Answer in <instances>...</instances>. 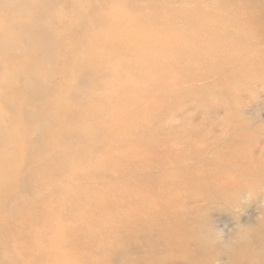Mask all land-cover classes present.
<instances>
[{"label": "bare ground", "instance_id": "6f19581e", "mask_svg": "<svg viewBox=\"0 0 264 264\" xmlns=\"http://www.w3.org/2000/svg\"><path fill=\"white\" fill-rule=\"evenodd\" d=\"M116 1L117 6L111 3L103 16H95L100 4L86 7L93 0H20L17 7L8 2L0 16V52L13 45L20 51L17 61L6 60L7 68L0 73L5 81L0 88L2 195L25 178L32 137L24 130L27 109L43 104L54 113L49 128L40 125L35 134L47 153L69 140L83 143L97 124H105L103 141L91 143L96 148L79 147L68 165L58 156L38 167L33 183L39 190L53 179L51 173L79 169L74 170L72 184L42 200L47 208L42 225L50 224L48 231L41 233L29 225L19 230V236L1 233L0 248L5 254L11 251L17 264H111L149 227L176 246L175 235L188 234L182 221L188 208L182 198L222 194L230 183L220 182L222 177L216 174L224 170H216L217 162L240 174L264 170L231 143L211 160L197 158L208 145L206 136L196 133L185 141L190 129L162 127L168 113L155 109L173 94L170 86L182 80L210 74L225 84L238 83L237 72L248 75L256 62L264 61V49L259 48L264 40L260 28L264 0ZM61 9L69 10L68 17L58 15ZM18 11L19 19L14 18ZM105 18L109 24L99 29ZM178 20L194 25L173 30ZM63 35L69 40L63 41ZM242 57L250 60L247 66L242 64L231 75L219 73L222 65H236ZM67 75L76 80V92L68 101L63 100L68 86L56 81ZM92 75L102 76L106 84L97 82L94 90H87ZM6 91L11 92L9 98L2 95ZM145 99L150 103L142 106ZM155 126L158 139L150 133ZM239 156L245 161L237 168L233 162ZM9 161L20 165L10 166ZM157 166L164 173L146 174ZM103 169L110 171L106 182H81L98 177ZM138 170L142 175L136 174ZM49 201L59 207L49 209ZM64 220L71 222L70 227Z\"/></svg>", "mask_w": 264, "mask_h": 264}, {"label": "rangeland", "instance_id": "374dc122", "mask_svg": "<svg viewBox=\"0 0 264 264\" xmlns=\"http://www.w3.org/2000/svg\"><path fill=\"white\" fill-rule=\"evenodd\" d=\"M8 2L14 4L13 6L16 5L15 7L20 4V0H0V16L5 13L4 6ZM111 3L117 6L119 2L116 0H93V3L86 7L89 10L95 4H100V9L95 16H103L107 12V5ZM67 11L69 12L68 9H61L58 11V15L66 18L68 17ZM21 17L22 12L20 11L14 15V18ZM56 24L54 22L52 25L56 26ZM108 24L109 21L105 18L99 29L107 27ZM192 25H194L193 22L184 24L178 20L175 21L172 29L186 31ZM260 28L264 35V25ZM61 39L69 40L65 35ZM261 42L263 43L259 45V48L264 49V40ZM17 57H20V51L16 45L3 49L0 52V73L7 68L6 60L16 62ZM80 61L82 60L80 59ZM248 61H250L248 58L242 57L239 63L236 62V65L224 64L220 67L219 73L231 75L239 71L237 69L242 64L247 66L245 64ZM263 66L264 61H259L253 65L248 75L237 72L241 78L238 83L232 80L225 84L220 82L219 76L204 74L171 85L169 90L173 94L164 98L161 108H159L160 106L155 108L156 110L164 108L168 113L162 122V127L170 125L174 130L188 127L190 129L189 136L185 141L196 133L204 134L208 145L204 154H200L197 158L211 160V157L225 150L231 143V146L235 145L241 154H247L245 157L252 165H261L264 168ZM94 77L92 75V79L86 84L89 91L94 90V83L106 84L102 76L98 75L95 79ZM56 81L68 86L63 94L64 97L62 96L63 100L68 101L69 94L72 95L76 92L75 77L67 75L57 78ZM4 84V79L0 77V88ZM10 94L11 92L8 91L2 92L4 97L9 98ZM149 103L148 99L142 100V106ZM177 105L180 106L176 110ZM172 109L174 110L172 111ZM48 111L43 104L33 105L23 115L24 130L28 131L30 136L32 135L31 150L27 151L25 155L28 161L24 167L25 178L20 181L22 183L14 185L10 191L3 195L0 191V235L5 232L8 236L16 232L19 236L21 235V233L18 234L19 230L23 226L29 225L41 233L48 231L50 224L42 225L47 208L41 205V202L46 197L52 198L49 194L53 190L65 189L72 184L74 170L77 172L79 167L73 166L71 169L60 170L57 174L51 173L53 179L44 182L40 190L35 189L33 175L42 163L55 162L58 156L65 159V165L70 164V156L77 155L79 147L89 146L94 149L97 145L92 144L101 143L104 139L103 126L105 124L101 122L99 125L97 124L94 133L87 136L83 143L69 140L65 145L56 144L49 153L42 152L44 141L35 134L40 125L49 128L53 120L51 115L54 113L51 114ZM67 125L71 124L66 122ZM158 128L159 126H155L150 130V133L157 139L160 136ZM239 143L241 147H239ZM130 148L135 147L130 145ZM151 155L147 154V158ZM240 157L242 156L237 157V160L233 162L235 163L234 167L238 168L244 163L245 159ZM8 165L18 168L20 163L9 161ZM216 167L219 172L224 170V173L216 174L221 175L220 182L230 183L223 186L222 194L206 193L203 197H199L200 200L190 197H188L189 199L182 198V202L188 208V213L184 215V218L182 217L183 228L188 229V234L184 237L183 234L175 235L178 240L175 243L176 246H173L169 240L160 237L163 235L160 230L149 227L134 238L135 240L127 247L123 256L115 255L111 264H263L264 170L257 169L248 175L240 174L232 166L224 168V164L220 162L216 163ZM141 172L138 170L136 174L142 175ZM158 172L164 173V168L157 166L155 170L146 172V174L153 175ZM107 176H110V171L103 169L98 171V177H86L81 179V182L101 184L107 181ZM220 182H216L217 188H220L218 185ZM57 205L53 201L48 202L49 209L59 207ZM63 224L70 227L71 222L64 220ZM162 227L167 228V226ZM174 234L176 232H173L171 236ZM7 243L10 242L7 241ZM9 246L11 247V244ZM18 262L11 251L5 254L0 248V264H17Z\"/></svg>", "mask_w": 264, "mask_h": 264}]
</instances>
